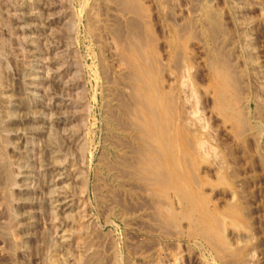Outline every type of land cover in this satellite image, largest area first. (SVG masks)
<instances>
[{
    "label": "rangeland",
    "instance_id": "obj_1",
    "mask_svg": "<svg viewBox=\"0 0 264 264\" xmlns=\"http://www.w3.org/2000/svg\"><path fill=\"white\" fill-rule=\"evenodd\" d=\"M37 4L22 20L20 0H0V264H264V0ZM47 28L67 49L46 63L60 67L73 143L59 128L24 132V38L52 57ZM152 97L170 172L151 150ZM50 150L75 173L66 252L47 223Z\"/></svg>",
    "mask_w": 264,
    "mask_h": 264
},
{
    "label": "bare ground",
    "instance_id": "obj_2",
    "mask_svg": "<svg viewBox=\"0 0 264 264\" xmlns=\"http://www.w3.org/2000/svg\"><path fill=\"white\" fill-rule=\"evenodd\" d=\"M20 1H21L22 8L25 10L23 12V14H22V17H23L22 20L37 17V14H39V12H41L40 9L39 10L35 9V7L37 5H40V4H37L38 0H20ZM43 3H44V0H43ZM47 3L43 4V6H44L43 8L47 9L49 7L47 5ZM36 8H38V7H36ZM48 23H50V22H48ZM26 27H27V25H26ZM37 27L38 26H35V28H37ZM0 28H2V27H0ZM32 28H34V27H32ZM34 37L28 36V37L24 38L25 39L24 42L27 45H29V47L31 48L32 53H34V54H32V61H31L30 65H27L25 67V72L24 73L26 74L25 75L26 77L25 78L23 77L24 79H23V82L21 83L22 84L21 87L24 90L23 91L24 92V99H23L24 101H22V105H20V106H21V108L25 109V111H24L26 113L25 120L30 122L31 124H33V126L30 125L31 127H30L28 132L27 131H24V132H26V134L29 135V139L30 140H33L36 134H44V133L48 134L50 130H52L54 128H59L66 135L64 137H66L67 142L68 143H73L76 138H75V136L73 134H71V130L68 129L69 126L67 128V125L71 123V119H72V117H71L72 113L70 111L72 109V103L68 104L67 103L68 101H66L64 99L65 97L57 95V93H56L57 89H59V91H62L63 87L65 86V85H62L61 76H60V72H59L60 67L57 68V70L56 69H54V70L52 69L51 70L49 68V65H48L49 63H46V61L51 62L52 64L56 63L57 60L61 56H66L67 55V49H65L63 44L60 41H58V39H57L58 36L52 30L48 29V33L45 35V37L44 36L43 37L45 39L44 43L48 44V46L46 47V53L52 54V57L50 55H49L50 57L49 56L42 57L40 55H37L38 50L36 49V46L34 45V43H36V41L34 40L35 39ZM38 37H41V36H38ZM0 45H1V43H0ZM0 47H2V46H0ZM0 51H1V49H0ZM62 58H64V57H62ZM0 62H1V60H0ZM24 66L25 65H23V67ZM72 68H73V66H72ZM72 86H73V84H72ZM74 87H75V85H74ZM221 90H223V89H221ZM38 96L41 97V99L40 98L37 99ZM222 98L219 97V100L222 99ZM223 99L221 101L224 102ZM138 102H139V100H138ZM18 103H19V101H18ZM161 103H162V100L159 97H152V99H150L149 110L148 109L147 110L150 111V113H151L153 118H152L151 123H149L148 126H147L149 128V132H150L149 135H150L151 139L149 137L148 138L152 141V144L154 143V149L153 148L151 149L153 151V153L156 156H159V157L162 158L161 159L162 160V164H160L159 167L160 168H164V169H168L169 172H170L171 168H173V170H174V167H175V169L178 168V164H177L178 160L176 161V159L174 157V151L176 149H175L174 142L170 138L171 137L170 127L168 125H167V127H164L163 125L162 126L161 125L158 126L159 123H158V119L157 118H158L159 112H161L160 111V109L162 107ZM219 103H221V102H219ZM225 103H226V100H225ZM138 104L140 105V102ZM227 104H228V102H227ZM227 104H226V107L229 106V104L228 105ZM12 106L18 107V104L13 103ZM220 106L221 105H219V107ZM223 107H225V105ZM222 110L224 111V110H227V109H222ZM228 111H230V110L228 109ZM145 112H146V110H145ZM151 115H150V117H151ZM40 137H41V135H40ZM3 142H4V139H2V137H0V147H2L1 145H2ZM29 146H30L29 144L28 145L26 144L25 148L29 147ZM58 148H59V146H58ZM27 150H28V148H27ZM27 154H29V153H27ZM50 155H51V156H49L50 157V162L48 164H46V167H44V169L42 170V171H44V175L49 177V180L47 182L48 183V185H47L48 187H47V190H46V192L48 191L47 194H46L47 195L46 197L48 199L46 205L48 207V217H49L48 218L49 221L47 223L51 224V226L53 225L52 227L54 228V231L56 233L55 234L56 241L59 244H62L61 246H62V248L63 247L65 248V252H66L67 248H68V243L70 241V235H69L68 230L66 228H68V226H69V223H70L71 218L73 216L72 215V211L75 209L74 208V202H73L74 200H72L71 196L68 194V189L70 187V183L72 181H74L73 179H75V173H73L72 170H69L70 168L65 166V162L64 161H61L59 159V153L51 151ZM148 163H149V161H148ZM25 164H27V161H26ZM156 164H158V163H156ZM150 165H151V163H149V166ZM26 167H28V165ZM153 167H154L153 171H155V170H157L159 168V167L157 168V166H155V163L153 164ZM26 169H28L27 170L28 172L32 171L31 168H26ZM29 174H31V173L29 172ZM25 175L22 176V178L24 177V179H23L24 183H23L22 186L25 187L24 188L25 190H29L31 188V186H32V182L33 181L29 182L28 180H29V178H31V180H33L32 178L35 179V177H34V175H28V176L27 175L25 176ZM7 178H9V177H7ZM13 182H15V181H13ZM5 188H2V189L4 190ZM6 194H8V193L6 192ZM3 203H7V202H3ZM45 211H47V209ZM235 214H237V213H235ZM25 227H26V225H25ZM205 234H206V232H205ZM222 241H223V238H222Z\"/></svg>",
    "mask_w": 264,
    "mask_h": 264
}]
</instances>
